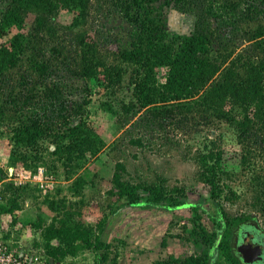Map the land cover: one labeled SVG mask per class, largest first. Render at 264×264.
Instances as JSON below:
<instances>
[{"label":"trees","instance_id":"trees-1","mask_svg":"<svg viewBox=\"0 0 264 264\" xmlns=\"http://www.w3.org/2000/svg\"><path fill=\"white\" fill-rule=\"evenodd\" d=\"M255 1L264 4V0ZM7 2L0 17V138L7 137L11 146V165L23 164L26 170L33 173L41 162L50 173L52 168H56V162H60L66 178L72 179L70 190L80 193L87 180L84 175L78 174V170L86 161L97 157L107 144L88 119L82 117L76 122L71 121L73 115L80 114L83 105L75 101L73 111L66 114L61 85H49L44 80L53 64L52 58L62 54L60 48L49 46L47 40L57 34L58 27L53 19L64 11L70 15L67 28L80 29L75 36L79 46L77 74L87 80L104 76L109 80L107 87H113L121 84L130 69L132 92L129 100L121 99L124 113L129 115L146 109L154 120L174 113L188 118L189 113L199 112V118L224 122L233 130L242 148V165L248 166L252 153L248 141L259 132L264 133V55L256 57L253 52L264 49V27L254 29L252 39L256 40L251 53L231 57L233 51L215 49L213 28L208 27V19L214 15L218 23H225V19L232 15L238 21L240 17L250 18L254 8L248 6L238 17L239 3L225 0L215 8L214 2L209 1L206 11L197 20L196 28L187 34L168 30L165 27L166 14L173 6L186 10L196 0H118L125 18L134 25V31L131 41L120 48L116 61L111 64L81 31L90 15L91 0ZM30 12H34L35 27L25 31ZM47 48L51 51L50 58L44 56ZM23 63H27L36 79L32 75L30 78L24 75L18 83L21 87H8L5 83L7 74ZM158 68L166 70L164 81L157 77ZM38 99H42L40 105L36 104ZM88 102L85 100L84 104ZM102 106L113 112L112 104L104 102ZM41 113L50 117L55 114L61 120L60 126L45 123ZM45 141L51 144L44 146ZM132 142L143 144L140 138ZM203 147L198 155L199 178L215 186L220 196L224 189L215 173V160L218 158L215 142H205ZM125 171V164L118 161L113 173L114 186L109 191L116 195L117 200L123 199L130 206L165 207L168 210L192 204L179 200L185 190L183 187L168 190L162 184L132 183L124 178ZM257 179L259 177L255 176L252 180L255 182ZM256 182L258 191L253 206L264 211V185L261 179ZM14 188V193L20 196L27 185H7V189ZM229 190L234 194L231 188ZM19 196L13 195L0 203V211L14 214L20 208ZM45 203L56 215L47 225H43L46 218L41 214L32 223L39 228L44 226L42 242L36 241L35 245L45 247L53 264L55 260L62 261L88 249L94 253L93 264H117L118 253L111 256L113 244L101 238L104 220L94 228L77 219L74 211L66 209L64 200L60 203L47 196ZM216 206L217 226L214 232L208 233L206 238L205 235L201 237L206 241L200 238L196 241L198 247L210 243L216 252L208 251L207 247L203 252L196 251L190 255H170L156 260L154 264H241L231 239L233 229L248 216L229 217L220 205ZM55 239L58 244L53 243ZM165 244L166 238L163 239Z\"/></svg>","mask_w":264,"mask_h":264},{"label":"rangeland","instance_id":"rangeland-1","mask_svg":"<svg viewBox=\"0 0 264 264\" xmlns=\"http://www.w3.org/2000/svg\"><path fill=\"white\" fill-rule=\"evenodd\" d=\"M209 1H213L217 8L225 0H196L186 10L173 6L167 11L165 27L170 31L190 33L196 28L197 20L206 11ZM230 1L239 3L238 17L248 6L254 10L250 18L240 17L238 21L232 15L226 16L225 23H218V18L211 16L208 27L213 28L215 49L233 51L231 57L240 53L249 54L253 51L256 40L252 39L254 29L264 27V4L255 0ZM7 3V0H0V17ZM117 4L118 0H91L88 21L81 29L86 33L85 39L95 43L99 52L111 64L116 61L120 48L131 41L134 31V25L124 16L122 5ZM34 17V12L28 14L25 31L35 27ZM53 23L58 27L57 34L52 38L47 36V44L60 48L62 54L58 58H52L53 64L44 80L49 85H61L66 114L73 111L75 101L83 105L80 114L73 115L71 121L76 122L82 117L88 119L107 144L97 157L86 161L78 170V174L84 175L87 180L82 192L70 190L72 179L66 178L60 162H56V168H52L50 173L39 162V167L44 168L45 174L55 180L53 187L45 193L37 183L27 182L24 183L27 189L21 191L19 196L14 193L15 188L7 189V185H24L15 184L14 177L17 172L29 171L23 164L9 163L11 146L7 137H1L0 203L13 195L19 196L20 208L14 214L0 211V233L14 240L21 239L28 246H35L36 241L42 242L44 226L39 228L32 222L41 214L46 218L43 225H47L56 215L45 203L47 196L60 203L64 200L66 209L74 211L77 219L94 228L104 220L101 238L113 244L111 256L118 253L117 264H154L156 260L166 259L170 255L185 256L196 251L203 252L207 247L209 249L205 243L198 247L196 241L199 238L206 241L208 233L214 232L217 226L216 205H220L229 217L253 215L257 223L264 227V211L253 206L258 191L256 181L261 179L264 185V133L259 132L248 141L252 153L250 163L244 166L241 162L242 148L237 143L233 130L224 122L199 118V112L189 113L188 118L174 113L154 120L146 109L127 115L121 108V99L127 101L130 98L131 70L127 71L119 86L113 87H107L109 80L104 76L92 80L82 78L76 72L79 46L75 36L80 29L67 28L70 15L64 11L53 19ZM50 52L47 48L44 56L50 58ZM253 52L256 57L264 55V49ZM165 72L164 68L157 69V77L161 81L165 79ZM24 75L36 77L27 63L9 72L5 83L8 87H21L18 83ZM40 100L42 101L35 100L36 104L40 105ZM85 100L89 102L84 104ZM104 102L112 104L113 112L102 106ZM41 114L48 125L60 126L61 120L55 114L51 117L49 114ZM139 138L142 139V145L132 142ZM210 140L215 142L218 151L215 173L224 189L220 196L215 186L208 185L199 178V151ZM49 144L50 141L43 142L44 146ZM118 161L125 164V179L132 183L162 184L168 190L183 187L185 190L179 200L192 204L168 210L165 207L130 206L123 199L117 200L116 195L109 191L114 186L113 173ZM47 162L51 165L49 159ZM255 176L259 179L253 182ZM202 236L205 238L202 239ZM165 238L166 244L163 245ZM53 243L58 244V241L55 239ZM93 260L94 253L88 249L76 256H67L62 261L55 260L54 263L93 264Z\"/></svg>","mask_w":264,"mask_h":264},{"label":"built area","instance_id":"built-area-1","mask_svg":"<svg viewBox=\"0 0 264 264\" xmlns=\"http://www.w3.org/2000/svg\"><path fill=\"white\" fill-rule=\"evenodd\" d=\"M54 181L52 176L45 174L42 167H39L33 174L17 172L14 177L15 184L35 182L45 193L53 187ZM50 261L51 258L47 255L44 246L40 244L28 246L21 239L14 240L0 233V264H50Z\"/></svg>","mask_w":264,"mask_h":264},{"label":"flooded vegetation","instance_id":"flooded-vegetation-1","mask_svg":"<svg viewBox=\"0 0 264 264\" xmlns=\"http://www.w3.org/2000/svg\"><path fill=\"white\" fill-rule=\"evenodd\" d=\"M245 216H248V218L241 219L240 224H237L235 228L233 227L234 232L231 244L241 264H264V227L257 223L253 215ZM216 235L220 237V234L216 233ZM240 238L242 241H239L241 240ZM239 243L241 244L239 245ZM208 246V250H215L210 243H208ZM239 246L244 253L238 250ZM244 257L246 258V262Z\"/></svg>","mask_w":264,"mask_h":264},{"label":"water","instance_id":"water-1","mask_svg":"<svg viewBox=\"0 0 264 264\" xmlns=\"http://www.w3.org/2000/svg\"><path fill=\"white\" fill-rule=\"evenodd\" d=\"M241 239V238H240ZM240 241V240H239ZM241 243H239V245H240ZM238 250L240 251V252H242V253H244L243 251H242V249H241V247L239 246L238 247ZM244 260H245V262H246V258L244 257Z\"/></svg>","mask_w":264,"mask_h":264}]
</instances>
